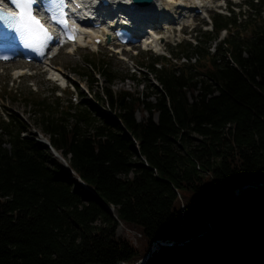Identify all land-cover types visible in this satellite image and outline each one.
<instances>
[{
    "label": "trees",
    "instance_id": "1",
    "mask_svg": "<svg viewBox=\"0 0 264 264\" xmlns=\"http://www.w3.org/2000/svg\"><path fill=\"white\" fill-rule=\"evenodd\" d=\"M210 19L166 55L137 53L157 81L146 91L105 87L100 106L75 85L68 108L38 101L51 146L0 115V264H133L153 240L205 231L148 264H264V188L235 194L264 184V0ZM87 65L114 80L105 60ZM78 74L93 89L89 68Z\"/></svg>",
    "mask_w": 264,
    "mask_h": 264
},
{
    "label": "rangeland",
    "instance_id": "2",
    "mask_svg": "<svg viewBox=\"0 0 264 264\" xmlns=\"http://www.w3.org/2000/svg\"><path fill=\"white\" fill-rule=\"evenodd\" d=\"M177 1L180 2V0ZM239 2H243V0H210L207 17H204V14H197L186 25L182 24L181 27H177L182 30H174L170 37H166L163 30L159 31L160 41L157 47L138 46L122 51L112 45H90L87 48L81 45H63L58 46L57 52L41 64H25L23 62L0 64V115L6 118L11 112H16L28 123L32 132L44 135L39 120V111L42 108L35 104L42 101L41 104L44 105L68 108L71 103L80 101V95L77 94L75 85L87 94L88 99L100 106L103 105L95 100L94 93H103L105 87H110L114 93L146 91L150 81L156 85L157 81L152 73L140 70L141 59L137 57L136 52L143 51L145 56L166 55L169 45H174L182 40L194 41L196 34L199 35V33H195L196 30L199 28L210 29V16L214 11L228 13L229 8ZM184 4L189 5L190 3L185 1ZM235 9L238 13L239 8ZM240 18H242L241 15ZM224 35L225 33L222 32L220 37L213 41V46L219 43ZM211 50L214 51L213 47ZM196 58L199 57L196 56ZM99 59L105 60L113 71L115 78L112 83L106 80L104 73L102 74L98 69L87 65L88 60L97 61ZM182 61L186 62L187 60L182 59ZM191 61L194 62L195 59ZM160 65V63L156 64V66ZM84 67H88L97 79L93 89L89 88L87 82L78 74ZM132 72L135 73V76H131ZM55 73L59 76H55ZM152 99L153 97H151ZM108 112L110 113L109 110ZM136 117L140 119L142 115L138 112ZM22 135L32 137L31 132H25ZM64 163L67 162L64 160ZM117 233L131 239L134 243L136 235L140 236V234H135L134 230H125L121 225L118 227Z\"/></svg>",
    "mask_w": 264,
    "mask_h": 264
},
{
    "label": "bare ground",
    "instance_id": "3",
    "mask_svg": "<svg viewBox=\"0 0 264 264\" xmlns=\"http://www.w3.org/2000/svg\"><path fill=\"white\" fill-rule=\"evenodd\" d=\"M75 1L78 5L70 6V12L83 20L88 17L94 18L101 24L98 29H89L92 33L86 36L88 39L84 43L92 45H95L96 37L105 39L108 34L113 36L111 26L115 24L116 27L135 31L140 36L143 45L157 47L160 41L159 31L163 30L165 36L170 37L174 30L178 29L177 27H181L182 24L186 25L192 20L195 10H200L204 17H207L210 7V0H180V2L177 0H154L147 7H137L131 0H112L106 7H101L98 0ZM185 1L190 4L185 5ZM38 15L45 19L40 10ZM94 33L97 34L93 35ZM111 40L113 41L114 38L112 37ZM56 48L55 46L51 48L49 56L55 53ZM0 64L3 63L0 62ZM55 76H59V74L55 73ZM59 156L63 159L61 154Z\"/></svg>",
    "mask_w": 264,
    "mask_h": 264
},
{
    "label": "snow or ice",
    "instance_id": "4",
    "mask_svg": "<svg viewBox=\"0 0 264 264\" xmlns=\"http://www.w3.org/2000/svg\"><path fill=\"white\" fill-rule=\"evenodd\" d=\"M12 2L19 9L20 14L19 16H13L8 18L16 21L18 30L22 32L26 39L29 41L27 46H35L42 48L46 43L53 39L48 29L44 26L41 20L37 18L36 14L33 11V7L36 4V0H12ZM2 15L7 17L8 14L3 13ZM61 17H63L62 12ZM52 19L57 24H60L65 28L68 27L67 19H57L55 15L52 16ZM70 39L74 38L70 37ZM3 58L7 59V57Z\"/></svg>",
    "mask_w": 264,
    "mask_h": 264
},
{
    "label": "water",
    "instance_id": "5",
    "mask_svg": "<svg viewBox=\"0 0 264 264\" xmlns=\"http://www.w3.org/2000/svg\"><path fill=\"white\" fill-rule=\"evenodd\" d=\"M133 3L139 7H147V6H150L154 0H132ZM48 145L49 142L45 141ZM56 155L58 156V154L56 153ZM59 157V156H58ZM83 186H86L85 183H82ZM248 187H254V188H261L263 187L264 188V184H257V183H247V184H244L242 185L240 188H238L236 190V197H238L244 188H248ZM110 209V208H109ZM111 210V209H110ZM113 211V210H112ZM205 220L206 222L208 223L209 225V220L207 218V216L205 217ZM208 234V231H205L203 232L202 234L198 235V236H195V237H192V238H189V239H186V240H182V241H172V242H164L162 240H153L150 244V247H149V250H148V253L146 254V256L141 259L139 262L137 263H133V264H148L151 257H152V254H153V251L154 250H159L160 248H164V247H171V246H181V245H184L188 242H191V241H194L196 239H198L199 237H204ZM118 264H128V263H125V262H119Z\"/></svg>",
    "mask_w": 264,
    "mask_h": 264
}]
</instances>
